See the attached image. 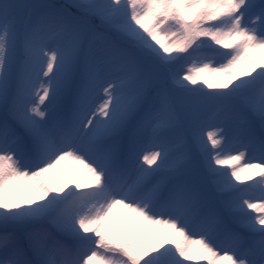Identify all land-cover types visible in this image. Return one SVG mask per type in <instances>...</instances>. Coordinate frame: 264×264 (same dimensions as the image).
I'll return each mask as SVG.
<instances>
[{
    "label": "snow or ice",
    "instance_id": "snow-or-ice-1",
    "mask_svg": "<svg viewBox=\"0 0 264 264\" xmlns=\"http://www.w3.org/2000/svg\"><path fill=\"white\" fill-rule=\"evenodd\" d=\"M0 264H264V0H0Z\"/></svg>",
    "mask_w": 264,
    "mask_h": 264
}]
</instances>
